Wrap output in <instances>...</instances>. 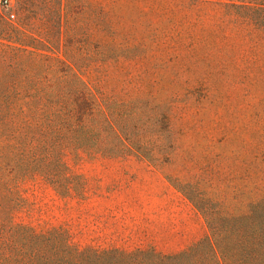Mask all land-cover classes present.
<instances>
[{"label":"rangeland","instance_id":"obj_1","mask_svg":"<svg viewBox=\"0 0 264 264\" xmlns=\"http://www.w3.org/2000/svg\"><path fill=\"white\" fill-rule=\"evenodd\" d=\"M82 2L71 48L95 62L80 75L105 98L157 106L169 130L151 136L170 148L145 159L67 152L69 190L39 174L14 180L12 221L60 230L80 250L174 255L208 234L204 213L241 215L264 201V29L237 8L264 0ZM157 179L173 195L160 196ZM195 225L202 237L180 247Z\"/></svg>","mask_w":264,"mask_h":264},{"label":"trees","instance_id":"obj_2","mask_svg":"<svg viewBox=\"0 0 264 264\" xmlns=\"http://www.w3.org/2000/svg\"><path fill=\"white\" fill-rule=\"evenodd\" d=\"M17 3L16 22L0 19V264H264L263 200L241 215L204 213L208 234L174 255L80 250L60 230L37 233L12 221L14 180L39 174L69 190L67 152L145 159L152 150L170 148L151 136L169 130L157 106L105 98L80 75L95 62L71 48L81 29L82 0ZM237 8L251 10L250 18L264 29V6ZM95 11L93 22L103 26L102 10ZM53 51L68 57H54Z\"/></svg>","mask_w":264,"mask_h":264},{"label":"crops","instance_id":"obj_3","mask_svg":"<svg viewBox=\"0 0 264 264\" xmlns=\"http://www.w3.org/2000/svg\"><path fill=\"white\" fill-rule=\"evenodd\" d=\"M157 178V177H154ZM157 183L158 186L160 187L159 189V195H163L166 197L167 194H171L173 195L170 187L168 186V184L166 182H164L161 179H157ZM150 221L147 222V227L150 228ZM171 230L174 229V227H170ZM164 229H166V226L164 227ZM199 227H197V225H195L194 228H190V230L188 229L186 232L183 233L182 235V241L180 242V247L187 245V244H191L192 242H195L197 240H199L202 237L201 231H199ZM139 249V248H137ZM142 249V248H141Z\"/></svg>","mask_w":264,"mask_h":264},{"label":"built area","instance_id":"obj_4","mask_svg":"<svg viewBox=\"0 0 264 264\" xmlns=\"http://www.w3.org/2000/svg\"><path fill=\"white\" fill-rule=\"evenodd\" d=\"M0 6L5 12V18L9 21L15 19V0H0Z\"/></svg>","mask_w":264,"mask_h":264}]
</instances>
